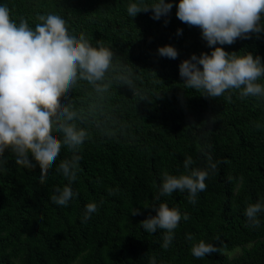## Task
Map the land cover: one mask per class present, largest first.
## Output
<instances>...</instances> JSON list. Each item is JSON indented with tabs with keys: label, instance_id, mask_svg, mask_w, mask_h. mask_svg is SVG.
Wrapping results in <instances>:
<instances>
[{
	"label": "trees",
	"instance_id": "obj_1",
	"mask_svg": "<svg viewBox=\"0 0 264 264\" xmlns=\"http://www.w3.org/2000/svg\"><path fill=\"white\" fill-rule=\"evenodd\" d=\"M131 2L0 0L17 24L26 20L35 29L41 16L58 12L71 30L114 53L112 67L99 82L104 91L80 80L61 93L78 113L74 123L88 132L77 153L75 181L56 170L72 157L67 148L44 177L38 158L21 166L14 153L5 152L0 264H151L153 259L156 264H264V212L259 226L245 216L248 205L264 202V98H242L235 89L211 98L186 87L180 63L212 50L201 29L177 17L179 0L159 20L151 8L130 17ZM153 2L143 0L145 6ZM167 44L178 50L176 59L159 54ZM223 47L264 59V32ZM188 156L193 168H208L209 157L216 163L206 190L195 204L187 191L160 196L164 173L186 174ZM69 184L78 195L65 207L54 204L56 189ZM91 202L99 210L84 222ZM160 203L189 217L180 221L168 248L162 246L165 230L148 233L141 227ZM200 240L217 250L197 259L191 247Z\"/></svg>",
	"mask_w": 264,
	"mask_h": 264
},
{
	"label": "clouds",
	"instance_id": "obj_2",
	"mask_svg": "<svg viewBox=\"0 0 264 264\" xmlns=\"http://www.w3.org/2000/svg\"><path fill=\"white\" fill-rule=\"evenodd\" d=\"M172 7L173 0H154L146 6L143 0H132L127 13L135 17L151 8L153 19L159 20ZM176 8L177 17L190 26H198L212 49L210 53H193L180 63L179 74L186 87L211 98L221 97L233 89L240 90L242 98H264V59L251 52L237 55L223 47L238 38L264 32V0H179ZM40 20L35 29L26 20L17 24L11 18L9 7L0 3V171L7 163L5 152L11 151L21 166L34 162L33 157L38 158L40 175L44 177L62 148H67L73 155L62 160L56 170L69 181H75L81 158L77 153L88 132L74 123L78 113L69 101L64 102L61 93L73 90L80 80L94 85L98 93L104 91L99 82L105 80L112 67L114 53L108 47L93 46L84 35L71 30L58 12L41 16ZM182 31L177 29V34ZM158 52L171 59L178 57V50L171 44L160 46ZM121 80L131 83L127 77ZM209 161L206 169L193 168L195 161L188 156L184 161L186 174L164 173L160 196L187 191L189 202L195 204L198 194L207 188L210 170L217 166L211 157ZM77 195L69 184L57 188L51 200L65 207ZM154 208L156 215L142 220L141 227L148 233L165 230L162 246L168 248L180 221L189 217L167 203ZM98 210L97 203H88L83 221ZM132 211L137 214L140 210ZM262 212L264 202H256L246 207L245 216L251 224L259 226ZM216 250L213 243L204 240L191 247L197 259ZM151 264H156L155 259Z\"/></svg>",
	"mask_w": 264,
	"mask_h": 264
},
{
	"label": "rangeland",
	"instance_id": "obj_3",
	"mask_svg": "<svg viewBox=\"0 0 264 264\" xmlns=\"http://www.w3.org/2000/svg\"><path fill=\"white\" fill-rule=\"evenodd\" d=\"M239 252H241V251L238 249V250H236L234 253H239Z\"/></svg>",
	"mask_w": 264,
	"mask_h": 264
}]
</instances>
